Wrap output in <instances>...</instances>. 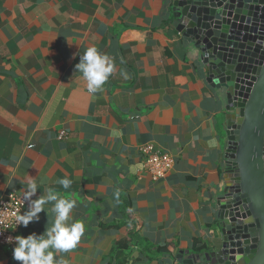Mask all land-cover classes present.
I'll return each mask as SVG.
<instances>
[{"label":"crops","instance_id":"1","mask_svg":"<svg viewBox=\"0 0 264 264\" xmlns=\"http://www.w3.org/2000/svg\"><path fill=\"white\" fill-rule=\"evenodd\" d=\"M173 2L0 0V199L26 191L29 176L40 186L32 200L48 187L74 199L85 232L58 254L66 264H118L117 243L135 231L125 264H174L210 244L227 169L225 104L171 25ZM89 46L116 65L95 95L74 75ZM145 144L175 157L166 177L145 169ZM65 177L68 189L56 183ZM52 206L18 235L44 234ZM0 264L20 262L0 246Z\"/></svg>","mask_w":264,"mask_h":264},{"label":"water","instance_id":"2","mask_svg":"<svg viewBox=\"0 0 264 264\" xmlns=\"http://www.w3.org/2000/svg\"><path fill=\"white\" fill-rule=\"evenodd\" d=\"M171 25L225 104V186L210 244L174 264H264V0H174Z\"/></svg>","mask_w":264,"mask_h":264},{"label":"clouds","instance_id":"3","mask_svg":"<svg viewBox=\"0 0 264 264\" xmlns=\"http://www.w3.org/2000/svg\"><path fill=\"white\" fill-rule=\"evenodd\" d=\"M75 68L76 79H83L86 82L87 91L93 95L104 90L106 82L116 71L113 59L96 46H89L84 50ZM121 75L128 77V73L123 70ZM131 171L135 172L136 168L133 166ZM22 183L26 188V191L22 190L23 200H30V208L27 212L13 214L15 227L17 225L26 227L31 221L38 219V214L49 203L53 205L51 211L54 214V220L40 236L32 233L27 236L10 237L7 241L9 244L15 241L13 259L20 264H66L62 256L57 258L58 254L67 253L76 248L85 232L84 223L76 220L72 215L76 201L61 196L52 187L46 188L45 194L32 200L31 198L40 187L37 179L29 176ZM56 183L68 189L72 181L65 177L58 179ZM0 223L3 222L0 221Z\"/></svg>","mask_w":264,"mask_h":264},{"label":"built area","instance_id":"4","mask_svg":"<svg viewBox=\"0 0 264 264\" xmlns=\"http://www.w3.org/2000/svg\"><path fill=\"white\" fill-rule=\"evenodd\" d=\"M68 133L62 130L59 133L60 139L67 138ZM144 156L145 169L150 176L157 180L166 177L175 166V157L168 152L155 148L153 144H145L140 148ZM27 200H23V195L11 192L0 199V246L8 247L12 253L15 247V241L9 244L7 241L10 237L14 238L18 235V231L22 225H14V213H24ZM6 227V229H5ZM15 227V228H14Z\"/></svg>","mask_w":264,"mask_h":264},{"label":"trees","instance_id":"5","mask_svg":"<svg viewBox=\"0 0 264 264\" xmlns=\"http://www.w3.org/2000/svg\"><path fill=\"white\" fill-rule=\"evenodd\" d=\"M137 237H138V234L135 231V232H132L129 235L128 239L117 243V248H116L115 252H116V258H117L118 264H125L126 263L124 250L128 249L130 247L131 243L134 240H136ZM195 245H197L196 248H201V247H205L206 246V245H204V246L200 245L199 246L198 242Z\"/></svg>","mask_w":264,"mask_h":264}]
</instances>
